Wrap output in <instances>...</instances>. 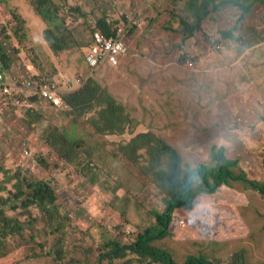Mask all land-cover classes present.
I'll use <instances>...</instances> for the list:
<instances>
[{
    "label": "trees",
    "instance_id": "obj_1",
    "mask_svg": "<svg viewBox=\"0 0 264 264\" xmlns=\"http://www.w3.org/2000/svg\"><path fill=\"white\" fill-rule=\"evenodd\" d=\"M108 1L103 0L98 3V0H30L35 13L40 18L47 19L53 16L66 26L61 33H57L50 26L44 31V38L56 56L83 48L88 50L97 33H102L107 37L115 36V28L129 22L127 15L121 14L117 8L111 9V5H116L119 0ZM131 1H133L132 8H135L137 19L140 22L153 16L151 15L152 8L149 7L150 0H142L143 4L147 2L144 8L139 9L135 7V0ZM161 1L164 4L161 9L158 8L160 7L157 5L158 0L154 1L153 8L158 10L157 19L155 17L150 20L145 32L154 33V27L156 30L162 27L168 34L181 33L183 30L185 33V28H187L188 33L187 31L186 34L182 32L185 35V41L179 47L183 50L178 61L182 64L181 66H187L191 59H201L204 54L199 53L200 45L196 43V46L191 47L187 39L192 40L197 37L199 31L206 32V24L203 28L201 23L208 20L212 13L213 17H210L212 19L210 21L214 22L216 15L222 9L218 8L219 5H215L214 11L207 10L205 7H209V4H204L205 7L201 8L204 10V13L200 14L201 22L196 23L198 14L195 13V8L200 7L198 0ZM242 2H233L236 8L243 10L242 19L245 18L243 15L257 8L258 4L264 5V0L250 2L242 0ZM4 4L8 9L7 0ZM179 8H182L181 12ZM193 8L196 17L192 12ZM184 11L188 12L186 14L193 20L192 22L195 21L190 26L186 25L187 21L182 16ZM171 13H179L180 16L177 18L172 15L176 20H167L165 17ZM11 14L12 24L9 23V17H5L4 25L3 18H0L2 25L0 28V68L9 76H13L20 92H25L29 91L26 87H32L44 78L35 72L25 55L23 41L26 38L27 20L22 15L12 12ZM190 14L193 18L189 17ZM138 22L132 23L128 31L126 40L129 45L135 39V35L142 30ZM234 31L237 32L235 29L223 30L222 37L235 38ZM151 44L154 43L150 41L149 45ZM136 46L133 47V51L140 55L143 54L135 51ZM145 48L149 51L147 45ZM212 57L214 60L210 62L200 61L197 64L198 69L211 71L229 66L220 48L212 54ZM17 96L18 93H15L13 98ZM64 101L65 105L61 108L46 100H37L34 108L25 113L14 107L7 98L0 97V124L8 131L19 132L24 137L28 130L27 127L31 130L35 127L31 119L33 115L37 119L47 121L45 137H48L50 148L60 155L58 157L60 160L61 158L67 160L77 167L88 157L94 158L92 150L86 154L78 151L76 153L75 149H80L84 141L80 142L81 132L88 137L92 135L91 130L95 128L97 132L101 129L105 134H113L112 137L115 139H110L108 142L107 140L98 141V143L109 146L106 149H110L123 167H127L137 176L143 189L148 190L147 192H150L154 198L150 199L159 200L163 205V210H159L155 205L149 204L148 206L138 199L139 195H134L132 192H127L129 194L125 199L117 196L109 207L99 208L97 203L101 197L98 191L94 188L91 190L85 185L84 187L73 186L74 180L79 177L78 174L73 175L68 170L58 171L59 163L54 165L50 163L55 155L52 152L53 155L42 157V166L48 168V171L45 169L41 173L44 174L50 170L53 171L52 173L58 171L56 176L60 181L59 186L63 184L64 191H67L69 196L64 201L57 188L43 180L44 178H41L39 173L26 177L22 175L19 168H16L23 176L26 187L18 194L11 190L5 194L0 186V263L7 261V256L12 250L10 245L13 238L20 239L17 244L24 242L17 246L22 249L23 253L24 245L28 246L23 259L51 256L60 264L84 260L83 258L90 254L91 248L100 254V261L103 260L104 264H214L194 254L189 255L187 261L180 262L176 257L173 244L181 241L191 243L194 240L195 244L198 240L220 243L245 239L248 243L264 241V239L257 240L256 236L252 238V230L256 225L252 224L254 221L251 218H258L255 221L258 226L256 233L264 234V208L257 199V206L252 202L255 196L264 197V185H261L258 180L248 178L252 169L247 158L243 157L240 152L235 150L234 154L230 155V146L221 143L209 147L210 153L205 161H197L193 164L191 160L183 159L175 149L154 132L142 129L140 122L128 112L127 108L111 96L94 78H89L82 89L64 95ZM92 112L97 116H93ZM238 120L236 123L237 126L239 123L242 126L244 141L254 144L264 141V139L258 141L252 135V132L256 130L264 131V102L259 101L256 107L242 112ZM0 139V150H2L5 146L1 134ZM63 146L68 150L62 152L58 149ZM259 147L262 153L261 157H258L257 164L263 165L258 169L259 172L262 171L264 177V145ZM142 151L150 157L155 173L144 171L139 166V162L144 163V160H147ZM9 157L5 152H0V178L4 169H7ZM141 173L146 174L144 179L140 177ZM147 175H152V179H149ZM120 199L121 206L112 205ZM131 200L136 201L147 215V218L145 217L143 222L137 226L135 239L123 229L124 224L129 222L128 215L133 209L129 204ZM215 201L219 202L214 205ZM74 204L77 205L76 208H73ZM85 205L89 206L88 209ZM34 206L37 211L34 210ZM198 206L200 207L197 208ZM184 211L190 213L184 214ZM80 213L84 214L83 217H87L88 220L91 218L92 221L98 222L100 227H105L111 232L112 238L102 240L101 249L90 247L89 233L92 231L79 225L77 214ZM97 214H102V217L98 218ZM116 214L121 215L119 222L114 221ZM190 215L192 219L189 218ZM94 216L98 221L94 219ZM261 220H263L262 224ZM178 225L180 227L175 230ZM248 230L251 233L247 234ZM181 231L182 233L179 234ZM127 240L130 243L126 242ZM243 264H246V261Z\"/></svg>",
    "mask_w": 264,
    "mask_h": 264
},
{
    "label": "rangeland",
    "instance_id": "obj_2",
    "mask_svg": "<svg viewBox=\"0 0 264 264\" xmlns=\"http://www.w3.org/2000/svg\"><path fill=\"white\" fill-rule=\"evenodd\" d=\"M4 1L5 0H0V18H3V25L6 22L5 17H9V23L12 24L13 16L11 12L13 14H19L20 16L22 15V17L27 20L26 38L23 44L25 46L26 58L31 63L35 72H38L43 78L59 81L58 83H60L64 89L69 87L72 89L71 86L65 83L67 77L84 74L83 78H86L89 73L93 72V68L87 63L88 50L86 48L56 56L48 46L44 38L45 29L50 26L57 33H61L66 29L64 23L56 20L53 16H49L47 19L40 18L35 13L30 0H7L8 9ZM101 1L103 0H98V3ZM121 1H127L130 5H132L133 2L131 0H119L116 5H111V9L117 8L120 11L119 4L125 9V5ZM154 1L155 0H150L149 6L152 8L151 11H153L151 14L153 15L152 17H148L147 20H142L140 22L135 14V22L139 21L138 23L142 30L135 35V39L131 43L132 49L130 50L132 53L133 47L138 44L135 51L143 53L141 54L142 58L144 57L145 60L143 67L147 68L141 69L142 66L135 68L134 66L122 63L120 69L106 68L103 74L99 75L102 83L95 79L96 76L95 78L94 76L91 78L97 80L103 88L110 92L111 96H114L120 104L122 103L126 106L128 112L140 122V127H142V129L154 132L155 135L161 138L166 144L175 149L183 159L191 160L193 164H196L197 161H205L210 153L209 147L223 143L225 146H230V155L234 154L233 151L236 150L237 152H241L243 157L249 156V160L247 159V161L252 171L251 175H248V178L258 180L261 185H264L263 173L262 171L259 172L260 170L258 169L263 165L261 164L259 166L257 164L258 157H261L260 155L262 153V149L259 146H263L264 141L255 143V145L253 142L247 143L243 139H240L242 138L241 131L243 129L240 123L238 126L236 123V121H239L238 118H240V114L249 110L246 109L247 106L252 103H254L255 106V102L258 105L259 100H264V84L262 83L260 85L261 79L255 76V74L259 72V68L256 66L257 59L254 61L250 58L251 53H259L260 49L250 51V53H248V50H244L242 41L246 37L245 32L240 28L237 30L240 26L241 20H239V18L242 17L243 10L238 7L236 8L233 2H242V0H198L200 7L195 8V13L198 14L196 23L201 22V15L204 13V10L201 8L205 7L204 4H209V7L205 8L211 11H214L216 8L215 5H219L218 8L222 9L220 13L223 15L219 16V14H217L213 22L210 21L212 20L210 17H213L212 13L208 20H205L203 24L201 23L203 28L206 24V32L204 31L202 33L199 31L197 37L192 40L190 38L187 39L191 47L196 46V43H198L200 45L199 53L201 54L203 52L204 55L202 54L203 56L201 59H191L186 68L179 75L177 72L173 73V71L174 68H178L174 66L182 65L178 61V58L182 55L183 49L180 50L179 47L184 44L185 41V35L182 34L184 30L181 33L168 34L162 27H158V30L154 27V33L151 31L149 34L145 32L150 20L158 15V10L153 8ZM244 1L250 2L254 0ZM145 3L143 4L142 0H135L134 2L135 7L138 9L144 8ZM93 4H95L94 1ZM168 4L167 6H169ZM157 5H160L158 8L161 9L164 6L163 1L158 0ZM257 8H259L257 11L259 12L258 17H264V5L258 4ZM181 9L182 8H179V12H181ZM236 9L238 15H235L236 11L232 12ZM192 10L194 17H196L194 8ZM133 12H135V8H133ZM186 13L188 12L184 11L182 16L187 21L186 25L190 26V24L195 21L192 22L193 20L188 18ZM132 15H134V13ZM172 15H175L177 18L180 16L179 13H171L165 18H167V20H176ZM243 16L247 19L249 15L245 14ZM189 17L193 18L191 14ZM155 19H157V17ZM159 20L161 21V18ZM1 26L0 24V28ZM232 29L237 31H234L235 35L237 34L235 36L237 40L234 41L230 40V38L227 39L226 37H222L223 30ZM186 31L187 28H185L184 34H186ZM150 37L153 38L149 39ZM125 41L127 43L126 39ZM150 41L154 44L149 45ZM145 45H147L149 51L146 50ZM219 48L230 63L229 66L223 67L218 71L214 70L215 72L210 74L207 71L199 72L200 70L197 64H199L200 61L210 62L214 60L212 54L219 50ZM130 52L128 56L133 54ZM145 53L147 55H145ZM152 56L153 58H150ZM191 64H193V66H191ZM152 70H155L153 72L155 75L152 76L150 80L145 81L144 76H141L140 73L146 74L147 71L151 72ZM250 71L253 72L252 76L251 73H249ZM6 74L8 75V73ZM8 77L9 81L16 85L13 76L8 75ZM172 90L175 92L172 93ZM70 91L71 90H68L65 95L69 94ZM72 91L74 90L72 89ZM19 92L20 90H18L16 86L15 93ZM32 93L33 92L26 96L24 95L26 97L25 99L31 100ZM37 99L41 101L40 98ZM24 106L25 105L17 107L23 108L25 112H28L29 110L24 108ZM93 116L96 117L97 115L93 113ZM32 118L35 124H41V129L34 127V130H31L27 127L28 130L24 137L19 134V132L14 133L8 131L5 126L0 124V134L5 141H3L5 147L3 146L4 149L0 150V152H5L10 156L6 165L7 169H4L0 178L1 190L5 194H8L9 190L18 194L26 187L25 182H23V176L31 177V175L39 173L41 178H44L43 180H46L53 187L57 188L60 197L65 201L69 193L64 191L63 184H61V187L59 186L60 181L57 180L56 172L68 170L73 175L78 174L79 176L78 179L74 180L73 186L79 185L84 187L85 185L91 190L94 188L98 191L101 197V200L97 203L100 206L99 208L109 207L110 203H112L117 196H120L121 199H125L129 194L127 192H132L134 195H139L138 199L148 204V206L155 205L158 206L159 210H163V205L159 200L152 201L150 199L153 197L150 192H147L148 190L146 191L143 189V185L137 176L127 169V167H123L120 160L114 157L110 149H106V147L109 146L98 143V141L107 140L108 142L110 139H115V137H112L113 134H105L101 129L97 132L95 128L92 131V135L88 137L84 132H81L82 140L80 142L84 141L80 149H75L76 153L78 151L79 153L86 154L92 150L91 153L94 155V158L91 159V157H88L77 167L67 160H62V158L61 161L60 158H58L60 155L53 152L50 148V143L47 141L48 137H45L47 134L46 128L48 122L37 119L35 115H33ZM221 133L225 134V138L229 137L233 140L218 139L219 136H223ZM68 148L71 149V147ZM58 149L62 152L68 150L65 146L58 147ZM52 152L55 155L51 159V165L59 163L60 167L58 171L54 173L50 170L42 174L41 171H44L46 168L42 166L41 159L42 157L53 155ZM142 153L145 154L147 160H144V163L139 162V166L142 167L144 171L155 173L150 157H148L144 151H142ZM16 168L20 169L23 176ZM47 169L46 171H48ZM140 177L144 179L146 174L143 173L142 175L141 173ZM147 177L152 179V175H147ZM220 198H218V200ZM121 199L112 205L117 204L121 206ZM256 199L261 202L262 208H264V197L255 196V198H252L253 204L257 206L258 202ZM216 202L219 201H215L213 204L216 205ZM129 204H131L133 209L130 211L129 215L127 211L129 222L124 224L123 229L135 239L137 226L143 222L145 217L147 218V215L136 201L131 200ZM85 206L88 209L89 206ZM76 207L77 205L74 204L73 208ZM199 207L200 206L197 208ZM34 210L37 211V208L35 207ZM189 213L190 212L184 211V214ZM77 215V222L79 225L84 229L88 228L92 231L89 233L90 247H99L101 249L102 242L106 239L109 240L110 237L112 238L111 232L105 227H100L98 222L92 221L91 218L88 220L87 217H83L84 214L82 213ZM97 216L101 218L102 214H97ZM120 218L121 215L116 214L114 221L119 222ZM189 218L192 219V216L190 215ZM251 218L254 221L252 224L256 225L255 229L252 230V238L256 236L257 240L264 239V234L262 232L256 233L258 232V226L255 221L258 220V218ZM94 219L98 221L95 216ZM260 223L262 224L263 220H261ZM179 227L180 225H178L175 230ZM181 233L182 231L179 234ZM249 233H251L250 230L247 231V234ZM11 241L12 244L10 248H12V250H10L7 256V261H3L0 264H60L58 260L51 256L39 257L37 259L32 257L23 259L28 246L24 245L25 250L23 253L22 249L17 246L24 242L17 244V241H20V239L14 238ZM126 242L130 243L128 240ZM173 245L176 257L180 262L187 261V257L194 254L214 264H237V262L243 264L244 261H246V264H264V241L248 243V240L245 239L238 241H222L220 243L217 241L198 240L197 244H195L194 240L191 243L181 241ZM91 252L86 258H83L84 260L76 263L71 261L66 264H104L102 263L103 260L100 261V254L97 253V251L91 248ZM19 260L21 262L17 263L16 261Z\"/></svg>",
    "mask_w": 264,
    "mask_h": 264
},
{
    "label": "crops",
    "instance_id": "obj_3",
    "mask_svg": "<svg viewBox=\"0 0 264 264\" xmlns=\"http://www.w3.org/2000/svg\"><path fill=\"white\" fill-rule=\"evenodd\" d=\"M122 3L125 5V9L122 8L120 6V4H119V8H120L121 14H124V15H127L128 16V15H131V14L134 13V16H135L136 13L133 12L132 5H130L129 3H127V1H123ZM260 8H262V7H260ZM258 10H259V8L252 9V11L248 13L249 16L247 17V19L246 18L242 19V17H240L239 20H241V21H240V26L238 27V29L240 28V29L244 30L245 35H246V37L242 41V45H243L244 50H248V53H250V51H253V50L255 51L257 49H260V52L259 53H254V52L251 53L250 54V58L252 60H254V61H255V59H257L256 66H258V68H259L258 71L259 72H257L255 74V76L257 78H259V79L262 80V82L260 80V85H261L262 83L264 84V17L263 16H260V18L258 17L259 16V12H257ZM235 11H236V14L235 15H238L237 9L234 10V11H232V12H235ZM222 15H223L222 13H219V16H222ZM260 15H262V14H260ZM240 32H241V30H240ZM230 40H234L235 41V40H237V38L236 37L235 38L231 37ZM129 48L131 50L132 49V46L129 45ZM224 50H225V48H224ZM132 53H131L132 54L131 56H128V57L126 56V57H122V58H113L109 62L101 65L98 69H92L93 72L89 73L88 76L86 77V79L83 78V75L84 74H79L78 76L71 77L73 81L71 83L66 84V85L71 86L74 91H72V89L70 87L67 88V89L68 90H71L70 93H72V92L74 93V92L82 89L84 87L85 83L88 81V79L91 78V77H93V76H94V78L96 76L95 79H97L98 81H100V83H102V80L99 78V75H102L106 68H109V69L110 68H112V69L119 68L120 69L122 67V63L128 64L129 66H134L135 68H139L141 66H142L141 69L147 68V67H143V65L145 63L144 57L142 58V56L140 54L134 53V51H132ZM150 58H153V56L150 57ZM175 65H177V64H175ZM174 67H178V68H174V71H173V73L174 72H177L178 75L186 68V66H181V65H177V66H174ZM154 71L155 70H152L151 72L147 71L146 74L140 73V75L141 76H144V80L147 81V80H150V78L155 75V73H153ZM199 72H203V71H199ZM207 72L210 74V73L215 72V71L214 70H211V71H207ZM249 73H251V76H252V73L253 72L250 71ZM190 75H192V74H190ZM85 80H86V82H85ZM8 82H10L9 81V77H8ZM10 83H12V82H10ZM26 88L29 91L19 92L18 93V96H17L18 99L24 100L26 98L25 96L32 92L30 86L29 87H26ZM173 92H175V91L172 90V93ZM34 94L35 93H32V96H31V100H30L31 101V105L30 104H27L24 107V108H26L29 111H30V109L32 110L34 108L35 101L38 100L37 97ZM115 99L117 100V98H115ZM24 101H27V100L25 99ZM259 101L264 102V100H262V99L259 100ZM255 104H256L255 106H254V103L250 104L249 106H247L246 109L251 110L253 106L254 107L257 106V103L256 102H255ZM14 107H16V106H14ZM16 108H19V107H16ZM61 108H63V107H61ZM19 109H21V110H23L25 112V110L23 108H19ZM31 119H33V118H31ZM34 125H35V128L41 129V124H38V123L35 124V122H34ZM33 130H34V128H33ZM93 130H91V132ZM221 135H223V136H219L218 139L233 140L232 138H229V137H226L225 138V134H223V133H221ZM252 135H254V137L258 141H263V139H264V131H262V130H256L255 132H252ZM240 139H243V138H240ZM241 155H242V153H241ZM246 158L249 160V156H246Z\"/></svg>",
    "mask_w": 264,
    "mask_h": 264
},
{
    "label": "built area",
    "instance_id": "obj_4",
    "mask_svg": "<svg viewBox=\"0 0 264 264\" xmlns=\"http://www.w3.org/2000/svg\"><path fill=\"white\" fill-rule=\"evenodd\" d=\"M127 24L120 25L115 28V36L107 37L102 33H97L91 46L88 49L87 63L93 69H98L101 65L109 62L113 58H122L128 56L130 52L129 45L125 39L132 23H135L133 16L128 17ZM192 65V64H191ZM50 78H44L32 86V92L37 98L46 100L56 107L65 105L64 95L68 89H64L59 81ZM71 77L65 79V83H71ZM16 85L8 82V76L5 71L0 68V97L7 98L14 106L31 105V101L13 98ZM23 101V102H22ZM24 106V107H25Z\"/></svg>",
    "mask_w": 264,
    "mask_h": 264
},
{
    "label": "clouds",
    "instance_id": "obj_5",
    "mask_svg": "<svg viewBox=\"0 0 264 264\" xmlns=\"http://www.w3.org/2000/svg\"><path fill=\"white\" fill-rule=\"evenodd\" d=\"M129 16H133V17L135 18V16H134V15H132V14H131V15H128L127 17H129ZM134 22H135V21H134ZM131 26H132V25H131Z\"/></svg>",
    "mask_w": 264,
    "mask_h": 264
}]
</instances>
